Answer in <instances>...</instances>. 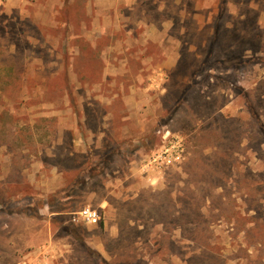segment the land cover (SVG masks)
<instances>
[{"label":"rangeland","instance_id":"obj_1","mask_svg":"<svg viewBox=\"0 0 264 264\" xmlns=\"http://www.w3.org/2000/svg\"><path fill=\"white\" fill-rule=\"evenodd\" d=\"M39 248L264 264V0H0V262Z\"/></svg>","mask_w":264,"mask_h":264},{"label":"built area","instance_id":"obj_2","mask_svg":"<svg viewBox=\"0 0 264 264\" xmlns=\"http://www.w3.org/2000/svg\"><path fill=\"white\" fill-rule=\"evenodd\" d=\"M72 220L74 222L84 224H98L101 220L100 211L90 205H85L81 209L72 212Z\"/></svg>","mask_w":264,"mask_h":264},{"label":"crops","instance_id":"obj_3","mask_svg":"<svg viewBox=\"0 0 264 264\" xmlns=\"http://www.w3.org/2000/svg\"><path fill=\"white\" fill-rule=\"evenodd\" d=\"M55 190L54 189H52V190H50L49 192H54ZM12 244H14V243H12ZM25 247H22L21 249L19 248V247H17L16 248V254H17V256H18V254H19V252H23V251H25V250H23ZM33 250V252H31L32 253V255L31 256H29V258L30 257H32L31 259L33 260V262H32V264H48L44 259L45 258H48V254L46 255V253H47V249L46 250H43V249H32ZM43 255V259L41 258V256ZM26 261L25 260H23V259H20V260H17V261H14V263H12V264H24ZM0 264H7L6 262H4V261H1L0 262ZM8 264H9V262H8ZM26 264V263H25Z\"/></svg>","mask_w":264,"mask_h":264},{"label":"trees","instance_id":"obj_4","mask_svg":"<svg viewBox=\"0 0 264 264\" xmlns=\"http://www.w3.org/2000/svg\"><path fill=\"white\" fill-rule=\"evenodd\" d=\"M214 45H215V44H212V47H211V48H213ZM78 181H79V180H78ZM76 182H77V181H74V183H73V187H75L74 185H76ZM65 192H67V191H66V190H60V191L57 192V194H61V193H64V194H65ZM72 193H73V191L70 192V193L67 192L68 195H67V196L65 195V196H66V197H70V195H72ZM54 196H56V194L53 195V196L50 195V198H54ZM81 208H82V207H81Z\"/></svg>","mask_w":264,"mask_h":264}]
</instances>
